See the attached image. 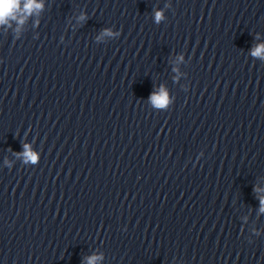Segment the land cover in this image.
<instances>
[{
  "label": "water",
  "instance_id": "obj_1",
  "mask_svg": "<svg viewBox=\"0 0 264 264\" xmlns=\"http://www.w3.org/2000/svg\"><path fill=\"white\" fill-rule=\"evenodd\" d=\"M262 45L264 0H71L0 264H264Z\"/></svg>",
  "mask_w": 264,
  "mask_h": 264
},
{
  "label": "clouds",
  "instance_id": "obj_2",
  "mask_svg": "<svg viewBox=\"0 0 264 264\" xmlns=\"http://www.w3.org/2000/svg\"><path fill=\"white\" fill-rule=\"evenodd\" d=\"M18 2L19 0H0V23H3L4 19L11 14V12L16 8ZM40 6L41 5L37 4L35 0H28V2L25 3V10L30 13L33 8H39ZM161 18H162V13L157 12L156 13L157 22H159ZM20 22L23 23V20H21ZM262 54H264V45L257 47L253 52V55L256 56H261ZM151 99L156 105L163 106L166 103V94H164L162 90L161 95L157 96L153 94ZM27 155L29 159L32 160L36 159V157L32 156L31 154H27ZM262 211H264V207H262ZM96 259H97L96 257L91 258L89 264H95Z\"/></svg>",
  "mask_w": 264,
  "mask_h": 264
}]
</instances>
